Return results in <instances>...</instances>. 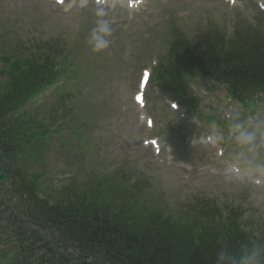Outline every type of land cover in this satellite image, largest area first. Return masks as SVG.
Returning a JSON list of instances; mask_svg holds the SVG:
<instances>
[{
  "label": "rangeland",
  "instance_id": "1",
  "mask_svg": "<svg viewBox=\"0 0 264 264\" xmlns=\"http://www.w3.org/2000/svg\"><path fill=\"white\" fill-rule=\"evenodd\" d=\"M43 1L0 0V55L14 56L25 49V46L22 49L23 44L39 41L55 46L57 53H64L66 56L70 55L71 49L81 50L82 53L76 54V63L82 65L80 70L90 65V74H84L79 82L77 103L82 104L100 121V125L96 122L88 126L92 127V134L88 138L86 157L82 158L69 151L57 140L54 141L53 149L52 146L48 148L49 156L45 155L43 162L59 164L61 167V174L50 181L48 190L54 186L59 190L67 184L63 181L73 174H76L74 178L76 181L78 176L82 178L85 172L93 169L90 171L91 176L101 179L111 168L128 166L134 172L148 178L151 194L145 198L146 203L164 209L165 212H170L171 209L178 210L179 207L182 209L201 198L214 199L225 205L234 203L238 209L240 206L244 223L247 228L258 234L260 237L258 244L264 249V185L257 187L247 179H234L223 168L224 160L219 167L204 165L210 158L208 151L199 146L192 147L186 137H183L187 134L186 131L181 139L173 137L171 158L169 154L155 157L149 148L142 147L139 143L142 132L131 113L129 104V91L134 84L124 73L128 65L121 58L123 53L128 57L136 52L135 34L143 32L136 31V27L153 22L165 2H168L169 8L159 19L164 29H167V20L174 16L173 21L176 26L187 31L213 25L218 29L219 25L226 29V33H230L233 28L232 18L238 14L249 19L252 11L256 10L254 1L236 0L235 3H227V10L221 0H153L144 13L148 20L142 21L139 25L126 22L120 12L105 11V18L109 22L112 18V38L109 47L99 52L93 51L88 43L90 30L95 26L97 19L95 9L78 11L76 7L64 6L59 7L58 12L54 6L44 4ZM237 20L239 18L236 17L235 22ZM257 25L256 22L248 28V33L254 34ZM29 39L30 41H27ZM199 48L204 50L206 47L201 48L200 45ZM139 61V57H136L132 60V64L135 65ZM1 68H3L2 64H0ZM152 89L153 86L150 87V90ZM218 94H223L222 86L211 101L204 99L202 101L218 104ZM229 106L230 108L226 105L225 110L232 115L239 110L232 104ZM52 110L50 108L44 110L41 120L44 118L48 120ZM156 111L166 114V110L159 104ZM174 116L167 117V121L173 122ZM254 127L259 132L264 128V111L261 109L256 118L250 119L247 128V133L255 136L254 143L243 144L242 148L233 153V147L230 146L226 156L228 159L235 157L233 160H236L239 156L244 163L254 166L257 162H264V147H262L264 138ZM66 139L68 140L65 141L66 143H72L70 137ZM210 152L214 154L213 157H218L214 150ZM179 161L191 162V165L182 168L178 165ZM103 166L107 167L102 168ZM32 171L42 175L45 172L40 167L32 168ZM114 195L115 199H118L119 193L115 192ZM106 204L115 206L113 202L106 201ZM129 210H133L135 217L143 214L130 206H126L124 212ZM259 258L264 264V254Z\"/></svg>",
  "mask_w": 264,
  "mask_h": 264
},
{
  "label": "trees",
  "instance_id": "2",
  "mask_svg": "<svg viewBox=\"0 0 264 264\" xmlns=\"http://www.w3.org/2000/svg\"><path fill=\"white\" fill-rule=\"evenodd\" d=\"M204 70L226 82L229 92L240 101L256 102L255 98L264 94V24H258L253 37L241 40L240 46L234 45L214 58ZM5 122L0 113V143L11 147L12 142H6L11 134L6 135ZM11 179L14 180L11 185L17 186V176L12 175ZM85 200L82 196L66 210L56 205L44 206L53 221L67 225L68 230L57 229L68 238L56 239L61 249L42 242L16 264H231L229 256L238 264L241 257L257 248L256 234L244 220L239 223V213L231 210L227 225L218 221L217 204L214 207L203 204L197 210L195 201L178 210V216L171 219L173 214L157 206L140 205V200L129 203L131 207L139 206L140 212H151L145 214L147 217H135L133 210L125 213L126 202L113 203L112 207L106 201L100 205ZM163 215L169 216L168 219Z\"/></svg>",
  "mask_w": 264,
  "mask_h": 264
},
{
  "label": "clouds",
  "instance_id": "3",
  "mask_svg": "<svg viewBox=\"0 0 264 264\" xmlns=\"http://www.w3.org/2000/svg\"><path fill=\"white\" fill-rule=\"evenodd\" d=\"M99 3H103V0H98ZM97 19L95 26L90 30V38L88 43L91 45L92 50L99 52L109 47L111 41L103 39V36H111L112 28L110 27L108 19H106V12L103 8H98L95 13ZM237 139L243 144H253L255 136L251 133L241 132ZM255 174L259 177H264V162H257L255 164ZM260 251L258 248L245 256L241 257L238 264H262L260 257ZM221 259L224 258L222 254ZM228 259L231 264H237L235 258L229 256Z\"/></svg>",
  "mask_w": 264,
  "mask_h": 264
},
{
  "label": "water",
  "instance_id": "4",
  "mask_svg": "<svg viewBox=\"0 0 264 264\" xmlns=\"http://www.w3.org/2000/svg\"><path fill=\"white\" fill-rule=\"evenodd\" d=\"M0 180H2V178Z\"/></svg>",
  "mask_w": 264,
  "mask_h": 264
},
{
  "label": "snow or ice",
  "instance_id": "5",
  "mask_svg": "<svg viewBox=\"0 0 264 264\" xmlns=\"http://www.w3.org/2000/svg\"><path fill=\"white\" fill-rule=\"evenodd\" d=\"M174 107H175V105H174Z\"/></svg>",
  "mask_w": 264,
  "mask_h": 264
}]
</instances>
